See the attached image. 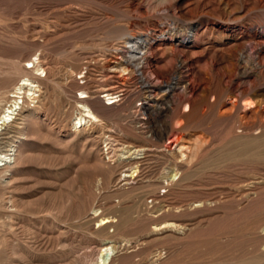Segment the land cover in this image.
Returning a JSON list of instances; mask_svg holds the SVG:
<instances>
[{"label":"rangeland","instance_id":"obj_1","mask_svg":"<svg viewBox=\"0 0 264 264\" xmlns=\"http://www.w3.org/2000/svg\"><path fill=\"white\" fill-rule=\"evenodd\" d=\"M191 26L189 44L172 41L171 34L180 37ZM130 36L151 40L148 65L121 73L118 63L130 60L124 44ZM37 58L43 67L38 71ZM108 59L132 94L110 107V136L116 139L110 161L96 142L104 131L90 129L83 142V135L73 139L71 125L74 99L84 96L77 86L85 80L77 78L86 71L108 104L101 98L111 84L103 67ZM19 63L23 69L35 64L32 75L17 80L40 77L46 116L37 124L39 135L17 122L26 129L20 139L25 163L6 170L0 163L1 264H97V249L108 241L117 247L114 264H264L257 257L264 242L256 240L264 234V0H0V75ZM177 72L175 89L161 91ZM145 82L149 88L141 89ZM17 83L5 89V98ZM144 97L164 109L135 116ZM28 104L33 109L36 101ZM60 112L66 116L59 121ZM56 134L71 136L72 144H60ZM181 139L200 140L187 161L176 148ZM122 143L172 148L173 154L155 151L138 164L137 176L124 178L133 167ZM181 160L190 174L168 189L163 177ZM162 205L174 209L153 218ZM96 214L130 219L120 231L110 227L114 237L101 242L94 235ZM164 222L181 227L154 233ZM123 241L128 243L120 246ZM214 246L223 254L202 256Z\"/></svg>","mask_w":264,"mask_h":264},{"label":"bare ground","instance_id":"obj_2","mask_svg":"<svg viewBox=\"0 0 264 264\" xmlns=\"http://www.w3.org/2000/svg\"><path fill=\"white\" fill-rule=\"evenodd\" d=\"M52 7V6H51ZM49 8V7H48ZM61 8V7H60ZM59 8V9H60ZM53 9V8H52ZM195 28L194 26H191L190 28H188L187 32L180 36V37H174L173 34H171V38L172 41H177L180 40L181 44H189V40L190 38L193 36L194 32H195ZM143 37V36H142ZM141 36L135 37V36H130V39H126L124 41V44L126 45L127 48V53L130 55V60L129 61H123L118 63V67L119 70L118 72H127L128 68L131 66L133 69L137 70L139 68H142L143 66H147V53H148V47L151 44V40L148 38H142ZM84 45V44H83ZM92 46V45H91ZM95 46V45H93ZM82 47V46H81ZM80 47V48H81ZM89 47V46H87ZM87 49V48H86ZM124 49V48H123ZM124 52V51H123ZM74 55V54H73ZM81 55V54H80ZM78 55V56H80ZM69 56V55H68ZM77 56V57H78ZM94 56H92L91 59H93ZM129 58V56H127ZM76 58V57H74ZM88 58V57H87ZM35 59V58H34ZM67 59V58H66ZM70 59H71V55H70ZM79 59V57H78ZM86 59V58H85ZM90 59V57H89ZM95 59V58H94ZM117 59V58H115ZM122 59V58H121ZM120 59V60H121ZM68 60V59H67ZM74 60V59H73ZM72 60V61H73ZM87 60V59H86ZM77 61V60H75ZM82 61V60H81ZM102 61V60H101ZM122 61V60H121ZM32 62V61H30ZM78 62V61H77ZM76 62V63H77ZM94 63V62H93ZM105 63V62H103ZM12 64V63H11ZM31 64V63H30ZM37 71L38 69L43 68L41 61L37 58ZM73 64V63H72ZM83 64V62L81 63ZM87 64V63H85ZM125 64V65H124ZM13 65V64H12ZM92 65V64H91ZM116 65V64H115ZM35 64L32 65L31 67L25 68L23 69V67L21 66V64H16L14 66L11 67L10 69V73L9 71L7 73H9L8 76H4L7 81L2 85V87L0 88V145H4L3 148H6L3 152L0 153V163H2V167L6 170V169H15V167L19 164H23L25 163L27 156L25 155V153H23V151L21 150L22 146H23V142L20 141V139L26 135L24 134V130L26 131V129H22L20 127H18V121L22 120L24 123H26L30 129H31V134L32 135H39L40 134V130L37 129V124L39 122V120L41 119V116H43L44 112L46 116V111H45V105L44 104H40V102H42V100H40L41 97V89H40V85L42 84V80L40 81V77H32V79L28 78H22L21 80H17L19 79V76L22 73H26V74H31L32 72L30 71L31 69H34ZM81 66H85L84 64ZM80 66V67H81ZM90 66V65H89ZM79 67V68H80ZM86 67V66H85ZM104 68H106V75L110 81L111 84L110 87L106 90L102 89V87L100 89H102V91L104 90L105 92L107 91V93L101 97V98H106V101H108V104L104 103V100H101L100 97H98L97 95L99 94L97 87L98 86V82L96 79L92 78L91 73H89L88 71H86L85 75L79 76V79H84L85 81L81 84V86H77L79 87L77 90L81 93L84 94V96L80 97V98H75L74 99V107L72 110H74V112H77L76 116H74L73 122L71 123L72 125V129L73 132L75 133L73 139L79 137V135H83L80 136L79 138L83 139V142L85 140H87V131H89L90 129L94 130V129H99L104 131V134H102V136H100L99 140H96L97 143H101L102 145H104L105 148V156H107L108 161L113 159V156H111V149H110V145H113V143L116 141V139L114 137L110 136V119H112V114L110 115V107H116L115 103H119L125 99H128L132 96V94H130L129 90H127L128 87L127 84L125 83L124 77H122L118 72H116L112 66V64L110 63V60L108 59L106 61V63L103 66ZM10 68V67H9ZM84 68V67H82ZM118 69V68H117ZM9 70V69H8ZM36 69H34L35 71ZM84 70V69H83ZM90 71V70H89ZM131 71V70H130ZM129 71V72H130ZM142 71V70H141ZM81 72V70H80ZM79 72V73H80ZM84 72V71H83ZM140 72V71H139ZM3 73H5V71H3ZM2 73V74H3ZM5 73V74H7ZM102 73V72H101ZM131 73V72H130ZM1 74V73H0ZM84 74V73H83ZM180 74L181 73H176L174 75V77L172 78V82L166 84V88L165 90H162V88H160L161 91L163 92H168L171 93L175 87L179 84V80H180ZM68 77L72 78V76H76L78 75V71L76 73H72L69 72L68 73ZM105 75V76H106ZM126 74H124L125 76ZM130 74H128L129 76ZM0 75V77H2ZM102 76V75H101ZM100 76V77H101ZM104 77V76H103ZM102 78V77H101ZM142 78V77H141ZM4 79V78H3ZM72 82L76 84V81L78 80H74L71 79ZM101 80V79H99ZM104 80V79H103ZM100 81V83H103ZM106 80V79H105ZM127 80V78H126ZM16 81L19 82L17 83L16 86L13 87L12 92L10 93L11 95H9L7 98H5V89H7L8 87H10L12 84H14ZM143 81V79H142ZM2 82V81H1ZM39 82H41V84H39ZM151 84V83H150ZM149 83L143 84V88H149ZM101 86V84H100ZM59 88V87H58ZM185 88V87H184ZM63 89V88H62ZM97 89V90H95ZM8 91V90H7ZM6 91V93H7ZM60 91V90H59ZM100 91V90H99ZM142 91V90H141ZM144 91V90H143ZM52 92V91H51ZM62 92V91H60ZM65 94V92H63ZM122 93V95L116 96L118 94ZM142 93V92H141ZM145 93V91H144ZM9 94V93H8ZM146 94V93H145ZM158 94V93H157ZM166 94V93H165ZM7 95V94H6ZM51 95V94H50ZM76 95V94H75ZM74 95V96H75ZM159 95V94H158ZM151 96V95H150ZM119 98L118 100H115L116 98ZM147 97H149L147 95ZM145 98V102L141 103L138 107L137 110L133 113H135V116H140L141 117V113H139V110H144L143 114L145 112L151 111V110H161V104L158 102V100L156 99H152L150 100L149 98ZM5 98V99H4ZM21 98L22 101L18 102V99ZM48 98V97H47ZM63 98V97H62ZM67 98V96H66ZM59 99V98H58ZM160 99V98H158ZM71 100V99H70ZM235 100V99H234ZM28 101L31 103H35L36 104L33 106L32 108H29V104ZM64 101V100H63ZM66 101V100H65ZM4 102V105L1 106V104ZM152 102V103H151ZM243 102V101H242ZM51 104V103H50ZM253 103L250 101L247 103L246 106H252ZM38 106V107H37ZM118 106V105H117ZM126 106V105H125ZM186 106V105H185ZM245 106V107H246ZM49 107H51L49 105ZM244 107V109H245ZM47 108V107H46ZM63 108V107H62ZM162 108V107H161ZM57 109V108H56ZM164 109V108H162ZM113 110V109H112ZM59 112V111H58ZM114 113V112H113ZM58 120H64V117L66 116V112H60L58 115ZM134 116V115H133ZM145 116V115H144ZM47 119V117H45ZM138 119V118H137ZM45 120V119H44ZM143 120V119H141ZM141 120H139V124L140 126H142V122ZM43 121V120H42ZM48 121V120H47ZM74 121L76 123H74ZM121 122V121H120ZM138 122V121H137ZM44 122H42L43 124ZM23 124V123H22ZM45 125V124H44ZM79 126V128H78ZM23 127V126H22ZM46 127V126H45ZM49 128H51L49 126ZM138 129V128H137ZM143 129V128H142ZM49 130H52L49 129ZM28 131V130H27ZM106 131V132H105ZM26 133V132H25ZM51 134V133H50ZM152 134V133H151ZM45 135V134H44ZM58 135V134H56ZM142 135V134H141ZM153 135V134H152ZM88 136V135H87ZM151 136V135H150ZM24 137V138H25ZM71 136L68 135H58L56 137L57 142H59L60 144H65V145H69L71 143L72 138H70ZM146 137V136H143ZM30 138V137H28ZM54 138V137H53ZM130 139H132L133 137H128ZM27 139V138H26ZM96 139V138H95ZM135 139V138H134ZM195 140V139H194ZM88 141V140H87ZM200 141V140H199ZM198 141V142H199ZM86 142V141H85ZM198 142L195 141L194 143H190L188 144L187 141L184 142V140L181 139V141L179 140L178 143H176V148L177 151L180 153L181 157L186 159L187 161V157L190 155H194L197 154V150L199 149V145ZM117 143V142H116ZM200 143V142H199ZM72 144V143H71ZM77 144V143H76ZM82 144V143H81ZM118 144V143H117ZM127 145H125V143H122L121 146H123V152L124 149H126V151L124 152V154H128V157L125 158V160H127L128 165L132 166V170L130 175H124L123 177L125 178H130V177H135L137 176V169L138 167H140L138 164H141L143 162H146L147 160H150L149 157L151 155V153L157 151L159 153H162V156L166 157V156H172L173 151L172 148L167 150V151H160L158 149H150V147H143L140 145H135L134 143H126ZM27 145V144H26ZM62 145V146H63ZM115 146V145H114ZM112 147V146H111ZM24 148V147H23ZM118 148V147H117ZM119 149V148H118ZM117 149V150H118ZM115 150V149H113ZM116 150V151H117ZM25 152V151H24ZM119 152V151H117ZM122 152V151H121ZM120 152V153H121ZM115 153V152H113ZM29 154V153H28ZM123 154V155H124ZM31 155V154H30ZM117 155V154H116ZM121 155V154H120ZM119 156V155H117ZM127 156V155H126ZM191 158V156H190ZM104 159V158H103ZM123 159V158H122ZM166 159V158H165ZM189 159V157H188ZM200 159V158H199ZM115 160V159H114ZM116 161V160H115ZM184 161V160H183ZM183 161L181 160L180 166L175 165L174 168L170 169L169 172H166V175L163 177L164 180V184L166 187H168V189H172L173 187L176 186H180L181 182L184 180V177H188L190 174V170L187 171V169L185 170L186 164L183 163ZM185 161V162H186ZM114 162V161H112ZM121 164V163H120ZM123 164V163H122ZM175 164V163H174ZM10 165V166H9ZM134 165V166H133ZM143 165V164H142ZM131 168V167H130ZM181 169L182 173H180L178 170ZM14 171V170H13ZM5 172V171H4ZM139 172V171H138ZM105 173L107 174V176L110 177V167L108 170L105 171ZM180 173V176H178ZM0 174H2L0 172ZM182 177V178H181ZM12 178V177H11ZM110 181V180H109ZM106 182V181H105ZM140 183V182H139ZM143 183V182H142ZM154 183V182H153ZM8 184V183H7ZM6 184V185H7ZM147 184V183H146ZM150 184V183H149ZM6 185H4L5 187H7ZM140 186V185H139ZM150 186V185H148ZM152 186V185H151ZM155 186V185H153ZM135 187V186H134ZM250 187V186H249ZM5 189V188H4ZM135 191V190H134ZM131 192V191H130ZM140 193V192H139ZM167 193V192H166ZM5 194V193H4ZM136 195V194H135ZM88 196V195H87ZM89 197V196H88ZM160 197V196H159ZM1 199V198H0ZM7 199V198H6ZM15 199V198H13ZM90 200V199H89ZM162 200V199H161ZM5 201V200H4ZM9 201V200H7ZM164 201V200H163ZM90 202V201H89ZM92 202V200H91ZM153 202V201H152ZM10 203V202H9ZM13 203V202H12ZM6 204V203H5ZM89 204V203H88ZM85 205V204H84ZM136 205V204H135ZM199 205V204H198ZM1 206V205H0ZM186 206V205H185ZM13 207V206H12ZM11 207V208H12ZM85 207V206H84ZM154 207V206H153ZM166 206H161L158 211L159 214L157 216H154L153 218H157L159 216L164 215L165 213L168 212V209H164ZM197 207V206H196ZM86 208V207H85ZM1 209V208H0ZM4 209V207L2 208ZM6 209H8L6 207ZM140 209V208H139ZM157 209V206H156ZM174 207H171L170 210H173ZM176 209V208H175ZM11 210V209H10ZM86 211V210H85ZM15 212V211H14ZM97 210L94 211V213H96ZM181 212V211H180ZM179 213V212H177ZM1 214V213H0ZM10 214V213H9ZM84 214V213H83ZM101 214V213H100ZM96 214L95 217H98V219H96V223H97V228L94 231V235L96 236L95 238H98L99 240L101 239V242L103 241V239L107 240L110 239L114 236H110L108 229L110 227H117V231L121 228H123L126 225L127 221L124 220H115L111 217H107V216H100ZM6 216L5 218H11L8 215H4ZM174 216V213H173ZM15 218V217H14ZM215 218V217H214ZM250 218V217H248ZM12 219V218H11ZM14 220V219H13ZM38 220V219H37ZM40 220V219H39ZM203 220V219H202ZM0 222H3V216L0 218ZM7 223V221H6ZM11 223V222H10ZM161 223V222H160ZM9 224V223H8ZM7 225V224H6ZM15 225V224H14ZM32 225V224H31ZM177 227H181V225H177L173 222H164L158 226H154L153 227V232L154 233H159L161 231H170L173 228H177ZM15 228V227H14ZM9 229V228H8ZM184 229V228H183ZM15 230V229H14ZM8 231V230H7ZM10 231V230H9ZM120 231V230H119ZM115 232V231H114ZM7 233V232H6ZM12 233V232H11ZM17 233V232H16ZM91 233V232H90ZM264 233V232H263ZM15 233H13L12 235H14ZM29 234V233H27ZM2 235V234H1ZM11 235V234H9ZM16 235V234H15ZM264 235V234H262ZM259 236V234L257 235V244L264 242V236ZM5 236V235H4ZM13 237V236H12ZM2 239V238H1ZM4 239V238H3ZM7 239V238H5ZM11 239V238H10ZM254 239V240H255ZM21 240V239H20ZM104 240V241H105ZM15 241V240H13ZM18 242V240H16ZM103 241V242H104ZM5 242V241H4ZM14 243V242H13ZM127 241H123V244H121L120 246H125V244H127ZM254 243V242H253ZM10 244V243H9ZM8 244V245H9ZM101 245L98 247L97 249V264H114L116 261V257H117V247L114 245L113 241H108L107 243H100ZM13 246V245H12ZM1 247L3 248L4 245L1 244ZM221 247V246H220ZM122 248V247H121ZM44 250V249H43ZM243 250V249H242ZM3 251V250H2ZM254 251V250H252ZM256 251V250H255ZM223 248H219V247H213L207 250L206 253L202 254V256H208V257H216L219 254H223ZM234 252V251H233ZM258 252V251H257ZM252 253V252H251ZM256 253V252H253ZM197 254V253H195ZM194 254V255H195ZM199 254V253H198ZM193 255V254H192ZM250 255V254H249ZM199 257V256H196ZM222 257V256H221ZM259 257V260H264V252L259 253V255L257 256ZM256 258V257H255ZM2 259V258H0ZM171 259V258H170ZM176 259V258H174ZM198 259V258H197ZM200 259V258H199ZM252 259V258H251ZM3 260V259H2ZM6 261V259H5ZM198 261V260H197ZM206 261V260H205ZM254 261V260H253ZM180 262V261H179ZM252 262V261H251ZM3 263L0 260V264ZM6 263V262H4ZM165 263V262H164ZM173 263V262H172ZM176 263V262H175ZM167 264V263H166ZM171 264V263H170Z\"/></svg>","mask_w":264,"mask_h":264},{"label":"built area","instance_id":"obj_3","mask_svg":"<svg viewBox=\"0 0 264 264\" xmlns=\"http://www.w3.org/2000/svg\"><path fill=\"white\" fill-rule=\"evenodd\" d=\"M77 79H79V78H77ZM78 128H79V126H78Z\"/></svg>","mask_w":264,"mask_h":264}]
</instances>
